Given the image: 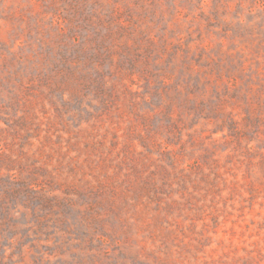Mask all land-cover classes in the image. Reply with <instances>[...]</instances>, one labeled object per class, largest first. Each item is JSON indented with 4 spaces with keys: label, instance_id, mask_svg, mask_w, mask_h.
<instances>
[{
    "label": "rangeland",
    "instance_id": "1",
    "mask_svg": "<svg viewBox=\"0 0 264 264\" xmlns=\"http://www.w3.org/2000/svg\"><path fill=\"white\" fill-rule=\"evenodd\" d=\"M0 264H264V0H0Z\"/></svg>",
    "mask_w": 264,
    "mask_h": 264
}]
</instances>
